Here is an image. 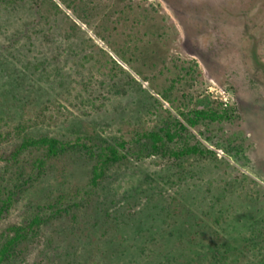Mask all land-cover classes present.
I'll list each match as a JSON object with an SVG mask.
<instances>
[{"label": "rangeland", "instance_id": "obj_1", "mask_svg": "<svg viewBox=\"0 0 264 264\" xmlns=\"http://www.w3.org/2000/svg\"><path fill=\"white\" fill-rule=\"evenodd\" d=\"M39 1L0 4V96L8 84L16 92L1 106L10 118L0 129L16 141L128 147L143 132H174L179 120L189 131L170 144L200 143L214 155L129 156L96 186L84 148L0 160V188L21 186L0 213V245L38 208L49 216L5 264H264V0H53L66 16L44 48L29 47L21 33ZM194 109L223 117L190 127L183 114Z\"/></svg>", "mask_w": 264, "mask_h": 264}, {"label": "trees", "instance_id": "obj_2", "mask_svg": "<svg viewBox=\"0 0 264 264\" xmlns=\"http://www.w3.org/2000/svg\"><path fill=\"white\" fill-rule=\"evenodd\" d=\"M31 1L32 0H0V4L3 6V9H5L6 11L9 8H15L16 6L19 5L20 6L28 5ZM48 2L50 5L49 10L51 11L50 13L49 12L43 13V7H46V4H48ZM31 9L33 10L32 16L34 17L31 21L33 27L25 28L22 31L21 35H24L26 37L27 42L29 41L28 44L30 45L29 47L38 45L39 47L44 48L45 46L42 44V41H45L46 43L51 42V37L49 36L50 35L49 32H52L53 29L58 26V21H60L61 16L63 18V16H66V13L53 0H40L39 2H36V5L33 6V8ZM87 41L92 42L90 38H87ZM91 47H92V51L94 47V49H97L99 53L101 52L103 54H107V52L103 48L100 47L98 48V46L94 43L91 44ZM58 48L59 46L57 44L56 45L54 44L53 49L51 48L49 49V56L53 62H58L59 55H61L60 54L61 52ZM39 56L43 57L42 63L47 62L46 61L48 60L47 53L39 54ZM90 56L91 57L93 56V52H91ZM110 59L112 62L117 64L115 60H113L112 58ZM50 64L54 65L55 63H50ZM20 77L22 79H25L26 76H20ZM12 86L13 84H8L5 90L1 91L2 96H0V123L4 122L5 126L8 125L7 122L9 121L8 118H10V116L6 117V114L4 113L6 111L2 110L1 106L4 107L5 105H7L6 104L7 101L12 102L13 101L12 98L16 97V92L15 90H13L14 88ZM183 115L186 119V123L190 127H196L200 121H204L207 119L217 120L223 117L222 114L216 112L213 109H198V110L194 109L189 111L188 114H183ZM175 126H176V130L174 132H172L171 128H165V129L161 128L160 130H150L147 132H143L142 134L138 135L139 137L137 139L132 138L130 142L131 145H129L128 147L127 144L123 141L117 144H112L105 140H102L101 141L102 144L94 147L93 145L86 146L84 142L79 143V140H82L83 137H77L75 142H71L70 140H61L60 138L47 136V135L44 136L41 135L36 137L32 135L27 136L26 134L22 136L19 134L21 139L16 141L11 137L12 135L11 129L3 130V127H1L0 160L5 161L7 166L8 165L13 166V164L15 165L19 164L18 163L19 157L24 152L30 149H34V148L43 149L45 151L44 154L45 156L59 157L67 152H71V151L74 152L76 148L77 149L84 148L87 154H89L90 158L95 159V162L92 164L90 183L93 186H96L101 180V178L104 176L106 169L108 167L127 159L129 156H132L134 158H142L153 155H161L165 157H172L175 159H179L182 157L193 156V155L195 156H208L210 154L214 155V152L212 150L203 147L202 145H200V143L186 144L180 147L175 146L174 144L171 145L170 143L171 142L173 143V141L175 140V136L178 134L179 131L182 130L189 131L188 128L179 120H176ZM142 138L145 139L143 143L140 142ZM89 139L92 140L93 138L89 137ZM43 163H44L43 159L36 160V167L38 168V171L42 168ZM24 173L25 170L21 167L19 173L17 172L18 174L17 177L23 178ZM33 177L34 176L32 175L29 176L27 179L32 180ZM25 182H27V180H25ZM20 188L21 186L18 183H15L13 187H11L12 190L7 189L3 191V189L0 188V213L8 208V206L11 204L13 200L16 190ZM48 206L52 207L51 204H48ZM39 211L42 212V210L38 208V211L35 212L24 225L14 224L7 228L8 231L12 233V236L8 237L0 245V264H5L6 262L10 261L16 255V250L19 247V245L29 240L31 237L37 235L40 226L48 221L49 216H46V214H41ZM60 211L62 210L56 208V210H54L52 213L56 214L59 213ZM143 211H145V209L139 212L140 215L141 214L143 215ZM149 214L151 215V219L153 218L154 220H156L155 213L154 214L149 213ZM172 227L173 225L170 226V228H168V231L170 232L173 231L174 228ZM163 231L164 230H159L158 236H162V237L166 236ZM165 231L167 232V230ZM189 234L191 237L193 236L194 233L191 232ZM190 240L191 238L188 240V242ZM163 241L166 244H162V245L167 246V242L169 240L166 238L163 239ZM188 245L189 244L186 242V246ZM174 246L175 244L173 242L172 246L170 247L173 248ZM105 251L106 250H103L102 253H105ZM124 252L122 253L124 254Z\"/></svg>", "mask_w": 264, "mask_h": 264}]
</instances>
